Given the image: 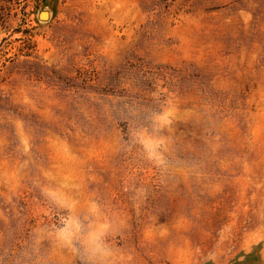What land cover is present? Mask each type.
Instances as JSON below:
<instances>
[{
    "label": "rangeland",
    "instance_id": "374dc122",
    "mask_svg": "<svg viewBox=\"0 0 264 264\" xmlns=\"http://www.w3.org/2000/svg\"><path fill=\"white\" fill-rule=\"evenodd\" d=\"M0 264H264V0H0Z\"/></svg>",
    "mask_w": 264,
    "mask_h": 264
},
{
    "label": "water",
    "instance_id": "95a60500",
    "mask_svg": "<svg viewBox=\"0 0 264 264\" xmlns=\"http://www.w3.org/2000/svg\"><path fill=\"white\" fill-rule=\"evenodd\" d=\"M42 18H48V13L46 12H43L42 15H41Z\"/></svg>",
    "mask_w": 264,
    "mask_h": 264
}]
</instances>
